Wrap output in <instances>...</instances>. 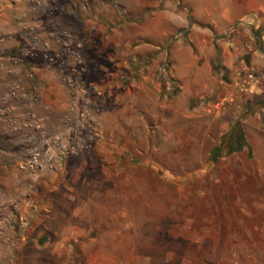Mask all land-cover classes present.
<instances>
[{"label": "rangeland", "instance_id": "rangeland-1", "mask_svg": "<svg viewBox=\"0 0 264 264\" xmlns=\"http://www.w3.org/2000/svg\"><path fill=\"white\" fill-rule=\"evenodd\" d=\"M82 2L0 0V264H264V147L261 164L210 160L235 110L248 144L259 128L264 12L228 37L243 50L234 90L183 107L169 52L132 66L113 35L109 53L97 35L77 50ZM56 137L75 146L56 172L18 171Z\"/></svg>", "mask_w": 264, "mask_h": 264}, {"label": "crops", "instance_id": "crops-1", "mask_svg": "<svg viewBox=\"0 0 264 264\" xmlns=\"http://www.w3.org/2000/svg\"><path fill=\"white\" fill-rule=\"evenodd\" d=\"M81 5L82 9L75 17L82 23L79 29L82 38L76 46L77 50L84 52L89 49L84 36L97 35L100 41L105 40L102 48L109 53L113 48L108 39L113 35L118 42L115 44L129 53L128 61L132 66L137 59L143 62L146 58L156 64L157 52H169L170 77L177 86L172 99L183 107L192 100L207 99L211 103L223 91L230 93L234 90L236 80L240 78L236 73L239 66L237 58L243 50L236 45L234 38L228 37L239 31L238 26L243 19L264 12V0H86ZM159 55L162 59L163 55ZM107 60L110 61L109 56ZM255 63L263 74L264 62ZM149 81L153 86V81ZM230 81L231 86L228 84ZM20 82L30 87L35 83L34 79ZM30 87L27 90L31 92ZM254 94L252 100L255 103L264 97V92L260 90ZM195 107L194 111L200 106ZM258 107L252 117L259 121V128H250L254 136L249 146L255 162L261 164L259 148L264 147V105ZM234 114L223 124L221 136L239 119L246 138L244 126L247 120L240 116L241 111L235 110ZM71 162H67L69 169ZM62 191L67 203L74 200V187H64ZM77 233V228L69 227L66 238H73ZM59 242L65 244L66 240ZM53 252L59 254L58 251Z\"/></svg>", "mask_w": 264, "mask_h": 264}, {"label": "built area", "instance_id": "built-area-1", "mask_svg": "<svg viewBox=\"0 0 264 264\" xmlns=\"http://www.w3.org/2000/svg\"><path fill=\"white\" fill-rule=\"evenodd\" d=\"M74 144L56 137L51 143H46L44 150L34 148L30 157L17 163L19 172L35 173L38 171L56 172L62 160L74 152Z\"/></svg>", "mask_w": 264, "mask_h": 264}, {"label": "trees", "instance_id": "trees-1", "mask_svg": "<svg viewBox=\"0 0 264 264\" xmlns=\"http://www.w3.org/2000/svg\"><path fill=\"white\" fill-rule=\"evenodd\" d=\"M224 143H227L228 145V149L225 152L223 151L222 146ZM243 150L246 151V158L248 160L252 159L251 148L245 139L242 124L238 119L234 122L229 131L221 136L219 145L211 150L210 160L213 162H217V159L222 154L230 156L233 153H240Z\"/></svg>", "mask_w": 264, "mask_h": 264}]
</instances>
